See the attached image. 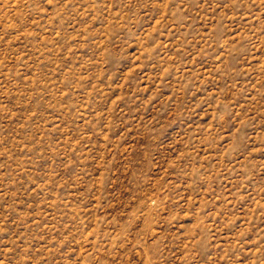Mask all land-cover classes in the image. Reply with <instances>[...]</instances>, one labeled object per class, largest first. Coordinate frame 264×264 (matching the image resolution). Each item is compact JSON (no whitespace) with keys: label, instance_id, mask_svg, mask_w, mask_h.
Wrapping results in <instances>:
<instances>
[{"label":"rangeland","instance_id":"1","mask_svg":"<svg viewBox=\"0 0 264 264\" xmlns=\"http://www.w3.org/2000/svg\"><path fill=\"white\" fill-rule=\"evenodd\" d=\"M0 264H264V0H0Z\"/></svg>","mask_w":264,"mask_h":264}]
</instances>
